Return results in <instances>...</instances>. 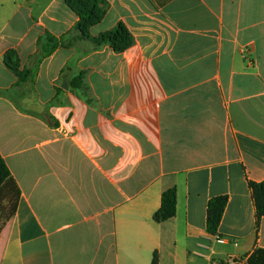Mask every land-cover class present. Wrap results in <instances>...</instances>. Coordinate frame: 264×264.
Instances as JSON below:
<instances>
[{
	"label": "crops",
	"instance_id": "crops-1",
	"mask_svg": "<svg viewBox=\"0 0 264 264\" xmlns=\"http://www.w3.org/2000/svg\"><path fill=\"white\" fill-rule=\"evenodd\" d=\"M106 2L85 37L66 0H0V155L18 191L0 198L6 212L18 196L0 264H248L264 250L249 188L264 181V0ZM120 23L131 47L95 44ZM171 188L176 216L158 223Z\"/></svg>",
	"mask_w": 264,
	"mask_h": 264
},
{
	"label": "trees",
	"instance_id": "trees-1",
	"mask_svg": "<svg viewBox=\"0 0 264 264\" xmlns=\"http://www.w3.org/2000/svg\"><path fill=\"white\" fill-rule=\"evenodd\" d=\"M66 2L79 15L77 28L85 37H88L89 29L102 21L108 9L106 0H66ZM96 45H111L116 52H122L131 47L134 43V37L124 24L120 23L115 29L103 33L99 38L93 39ZM42 46V56H50L59 46L57 40L50 35L45 36L40 40ZM5 63L21 81L33 80L35 71L20 70L19 59L15 51H9L5 56ZM82 80V76L78 78ZM13 180L11 172L6 165L4 159L0 155V198L7 196L13 197L18 194V191L13 190ZM249 188L252 192L254 205L256 209V221L259 226L264 218V181L249 182ZM17 196V195H16ZM16 201L11 202L10 210L16 206ZM228 203L227 196L212 198L208 203L207 208V230L212 236H216L221 224L226 206ZM177 211V190L171 188L165 191L162 195V204L158 212L154 216V220L158 223L166 222L176 216ZM152 264H159L157 253L154 255ZM248 264H264V250L256 251L248 261Z\"/></svg>",
	"mask_w": 264,
	"mask_h": 264
},
{
	"label": "rangeland",
	"instance_id": "rangeland-1",
	"mask_svg": "<svg viewBox=\"0 0 264 264\" xmlns=\"http://www.w3.org/2000/svg\"><path fill=\"white\" fill-rule=\"evenodd\" d=\"M2 212H3V214H4V213L6 214L5 216H7V214L10 213V209L7 208V209H6V212H5V211H3V208L0 207V214H1ZM2 219H4V216H0V221H1Z\"/></svg>",
	"mask_w": 264,
	"mask_h": 264
},
{
	"label": "built area",
	"instance_id": "built-area-1",
	"mask_svg": "<svg viewBox=\"0 0 264 264\" xmlns=\"http://www.w3.org/2000/svg\"><path fill=\"white\" fill-rule=\"evenodd\" d=\"M218 241H219V242H221V243H223V242H224V240H223V239H221V238H218Z\"/></svg>",
	"mask_w": 264,
	"mask_h": 264
}]
</instances>
